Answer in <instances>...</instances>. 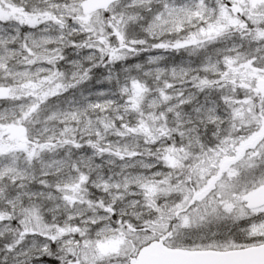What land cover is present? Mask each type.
<instances>
[{
  "label": "snow or ice",
  "instance_id": "snow-or-ice-1",
  "mask_svg": "<svg viewBox=\"0 0 264 264\" xmlns=\"http://www.w3.org/2000/svg\"><path fill=\"white\" fill-rule=\"evenodd\" d=\"M0 264H264V0H0Z\"/></svg>",
  "mask_w": 264,
  "mask_h": 264
}]
</instances>
